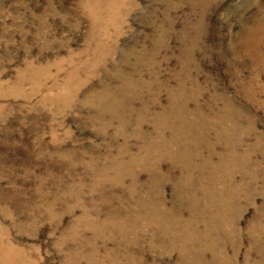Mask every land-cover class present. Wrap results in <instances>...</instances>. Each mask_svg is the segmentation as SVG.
<instances>
[{
  "label": "rangeland",
  "instance_id": "rangeland-1",
  "mask_svg": "<svg viewBox=\"0 0 264 264\" xmlns=\"http://www.w3.org/2000/svg\"><path fill=\"white\" fill-rule=\"evenodd\" d=\"M0 264H264V0H0Z\"/></svg>",
  "mask_w": 264,
  "mask_h": 264
}]
</instances>
